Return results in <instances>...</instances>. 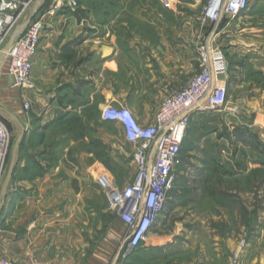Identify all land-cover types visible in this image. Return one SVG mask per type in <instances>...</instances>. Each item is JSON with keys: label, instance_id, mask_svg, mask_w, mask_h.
Masks as SVG:
<instances>
[{"label": "crops", "instance_id": "crops-1", "mask_svg": "<svg viewBox=\"0 0 264 264\" xmlns=\"http://www.w3.org/2000/svg\"><path fill=\"white\" fill-rule=\"evenodd\" d=\"M169 1L170 8L160 0H85L82 11L66 10L49 18L33 59L30 92L31 106L41 102L43 118L52 115L47 121L36 115L22 123L16 117L22 113L20 92L1 67L0 106L27 132L18 172L0 212L1 256L16 264H113L119 258L124 227L109 212L98 175L90 171V153L69 155L75 141H66L65 133L59 140L56 131L66 117L84 125L86 112L95 103L98 122L111 125L115 138L126 143L118 124L101 119L103 107H126L141 125L151 124L163 98L178 90L186 75V37L212 34L226 60L227 95L231 85L241 87L254 76L264 83V0H251L235 19L224 16L214 27L200 23L201 6L194 0L193 4ZM92 4L98 5L97 14ZM189 9L198 13H183ZM176 32L182 34V43L175 40ZM141 37L146 40L140 41ZM126 62L138 70L134 84L139 87L132 84L125 90L118 85ZM106 71L114 75L113 81ZM38 88L47 90L41 98H36ZM253 126L262 129L264 122ZM97 136L109 137L101 131ZM178 179L177 175L175 183ZM168 200L141 246L155 248L162 243L152 231ZM263 239L255 238L247 249H240V264H264Z\"/></svg>", "mask_w": 264, "mask_h": 264}, {"label": "rangeland", "instance_id": "rangeland-1", "mask_svg": "<svg viewBox=\"0 0 264 264\" xmlns=\"http://www.w3.org/2000/svg\"><path fill=\"white\" fill-rule=\"evenodd\" d=\"M183 2L193 4L192 0ZM52 3L53 0H49L44 8H49ZM77 4L75 12L82 11L87 5L85 0H77ZM92 6L97 14L98 5ZM183 13L195 15L198 12L189 9ZM64 27L62 25L61 28ZM177 33L175 40L182 43V34L178 36L180 34ZM204 38H185L186 75L178 89L183 88L197 73L196 47ZM139 40L145 41L146 38ZM127 63L121 72V79L117 78L119 83L121 81L118 85L125 90L132 87L138 74V70ZM2 68L5 71L6 65L3 64ZM91 70H96L95 64ZM104 74L113 81V74L108 71ZM246 82L241 87L230 86L221 112L193 115L190 120L187 147L181 154L183 163L177 171L179 179L169 194L164 216L152 231L162 238V243L155 248L141 246L131 257H116L113 264H229L235 254L240 256V249H247L255 238H264V155L259 149L238 141L241 132H252L264 148V127L253 126L254 123L264 122V83L257 76ZM134 86L139 87L137 84ZM38 89L36 98H41L47 90ZM3 98L0 90V105ZM97 100L94 98L93 101ZM36 105L33 108L32 104L27 115L19 113L16 117L22 123L36 115L47 121L52 115L48 113L43 118V103L36 102ZM94 105L87 110L82 126L66 117L56 131L58 139L64 140L65 133L66 141H75L69 155L89 152L91 173L98 176L111 174L115 183L123 186L135 174L130 148L115 138V129L111 125L98 122L100 113ZM2 118L14 143L20 128L8 115L2 114ZM99 131L108 134V139H97ZM21 155L25 156L23 152Z\"/></svg>", "mask_w": 264, "mask_h": 264}, {"label": "built area", "instance_id": "built-area-1", "mask_svg": "<svg viewBox=\"0 0 264 264\" xmlns=\"http://www.w3.org/2000/svg\"><path fill=\"white\" fill-rule=\"evenodd\" d=\"M36 0H0V52L24 20ZM167 8L169 0H160ZM201 6L200 23L214 27L222 17L235 19L251 0H194ZM77 0H53L31 20L26 30L7 52L4 63L12 86L19 90L21 112L31 110L30 92L33 85V59L36 55L47 20L66 10L75 11ZM199 69L181 89L168 93L162 100L153 122L141 125L130 109L105 105L103 121L118 124L124 141L131 148L135 168L133 178L118 186L110 176L97 178L104 192L108 210L124 227L123 246L119 257H129L142 244L158 216L163 212L172 192L177 171L182 163V145L193 115L219 113L227 102V65L212 34L205 35L196 47ZM12 136L0 116V189L12 150ZM3 233L0 227V235ZM0 264H16L0 255ZM229 264H240L235 254Z\"/></svg>", "mask_w": 264, "mask_h": 264}, {"label": "water", "instance_id": "water-1", "mask_svg": "<svg viewBox=\"0 0 264 264\" xmlns=\"http://www.w3.org/2000/svg\"><path fill=\"white\" fill-rule=\"evenodd\" d=\"M47 0H36L30 10L28 11L27 15L25 16L24 20L21 22V24L18 26V28L14 31V33L11 35V37L8 39L4 47L2 48L0 52V69L3 66L5 57L7 52L10 50V48L15 44V42L19 39V37L22 35V33L26 30L27 26L31 22V20L37 15V13L44 7ZM2 114L8 115L11 119H13L19 126L20 132L17 135L16 139L14 140V143L12 145V150L10 154V161L7 166V170L4 175V179L1 185L0 189V212L5 204V200L7 197V191L9 188V185L11 183L13 174L15 169L17 168L19 156H20V148L21 145L26 137V130L23 126H21L17 120L9 113L7 112L3 107L0 106V116L2 117Z\"/></svg>", "mask_w": 264, "mask_h": 264}, {"label": "trees", "instance_id": "trees-1", "mask_svg": "<svg viewBox=\"0 0 264 264\" xmlns=\"http://www.w3.org/2000/svg\"><path fill=\"white\" fill-rule=\"evenodd\" d=\"M48 2H49V0H47V2L45 3L44 7L48 4ZM186 135H187V131H186ZM238 141H240L243 144L252 146L255 150H258L259 149V152L264 155V148H263V146L260 145V142L257 140V136L255 134H253L252 132H248V131L247 132H241V134L239 135ZM186 147H187V141H186V136H185V139H184V142H183V145H182V153H183V148L185 149ZM182 163H183V157H182ZM16 172H18V168L15 169L14 173H16ZM138 249L135 252H133L130 255V257L133 254H135L138 251Z\"/></svg>", "mask_w": 264, "mask_h": 264}]
</instances>
